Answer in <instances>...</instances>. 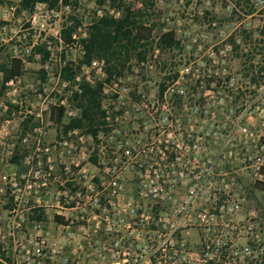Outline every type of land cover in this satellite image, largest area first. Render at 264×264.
Segmentation results:
<instances>
[{
  "label": "built area",
  "instance_id": "1",
  "mask_svg": "<svg viewBox=\"0 0 264 264\" xmlns=\"http://www.w3.org/2000/svg\"><path fill=\"white\" fill-rule=\"evenodd\" d=\"M21 1L6 7L3 21L16 14ZM72 11L63 0L54 8L37 3L24 28L36 39L31 36L16 56L23 65L30 56L43 59L35 50L44 46L48 56L42 69L51 88L27 100L29 106L22 99L11 101L19 115L33 120L9 144L10 156L21 147L30 149L22 158L24 171L0 172V201L9 203L11 263L53 264L59 257L60 264H79L83 253L92 264H264V31L247 32L244 39L236 32L242 21L236 19L223 25L211 44L204 45L205 34L197 35L192 56L160 82L153 97L131 96L120 78L101 80L102 92L115 95L111 107L103 108L109 133H99L96 145L97 166L105 174L91 175L73 160L77 173L65 162L60 174L54 155L78 151L85 160V137L74 128L46 142L51 115L58 109L68 119L77 117L79 109L68 95H81L85 83L95 86L94 74L107 77L104 60L80 66L66 60L74 47L85 55L86 30L83 36L73 33L70 42L64 39ZM108 14L116 18L119 12ZM108 14L98 7L95 17ZM165 22L174 23L170 17ZM67 66L75 71L69 79L63 78ZM15 81L19 76L5 84ZM0 106L2 116L8 104ZM125 120L133 132L122 135L117 126ZM10 123L0 124V134ZM114 133L122 137L114 139ZM0 144L6 145L2 139ZM136 167L142 170L139 195L154 200L152 207L134 208L133 199L126 198L122 173ZM53 186L61 190L54 194ZM33 211L42 212L52 230L44 220L30 228ZM0 263L11 264L1 256Z\"/></svg>",
  "mask_w": 264,
  "mask_h": 264
},
{
  "label": "rangeland",
  "instance_id": "2",
  "mask_svg": "<svg viewBox=\"0 0 264 264\" xmlns=\"http://www.w3.org/2000/svg\"><path fill=\"white\" fill-rule=\"evenodd\" d=\"M14 1L15 0H2V4H0V64L5 62L8 58H17L16 56H20L21 53L19 50L28 45V41L30 42L32 36L24 31V28L26 27L25 23L31 10H24L20 7L16 14L7 17L9 21H3L6 7L14 3ZM73 1L74 0H71V2ZM262 1L263 0H125V4L131 6L135 12H141V15L138 14V17L141 18L140 20H143L146 27L150 28L153 26L155 30L162 32H176V40L180 42V46L166 52H161V50L155 46L154 49L147 55L146 60L142 62L137 61L136 58H132V60H130L127 64V67H130V70L126 68L124 73L117 77L122 80V87L128 88L129 93L134 97H141L143 95L148 97L156 96L159 91L160 82H163L167 78H171L177 74L180 66L192 56L193 49L195 48L193 42L194 37L205 34L207 38L205 39L204 45L211 44L212 42L218 40L217 33L222 26H232L233 21L236 19L242 21L236 32L242 33L243 37L247 32L264 31V3H261ZM256 3H258L257 6L255 5ZM72 7L73 15H71L68 19V23H64L65 29L66 27L74 26L75 20L77 19L80 25L77 26L73 33H77L78 35L82 34V36L85 30L88 32V28L91 23L96 20V9H98V7L103 8L106 14H108V11L111 9H115L116 13L119 12V14L116 15V18L121 16V11H119L116 7H113L110 0H105L103 5L97 3V0H78V5L74 6L72 3ZM198 12H202L203 14L200 15ZM242 14L244 16H242ZM108 16L110 15L108 14ZM166 17H170L174 23L167 24L165 22ZM208 18L209 20L218 22L219 27L216 29L208 27ZM79 26H81V31H79ZM54 27L55 24L51 25L50 32H53ZM35 39L36 38L32 36V40ZM53 47L54 50H56L55 44H53ZM15 48H18V51H15ZM157 49L159 50V53H157L158 55L155 58L154 55ZM81 56L79 48L74 47L69 52L66 60L68 62L76 61L80 66L84 58ZM43 62L44 60L42 58L37 59L35 56L28 57L26 64L23 66L22 75L19 76L20 82L15 81L13 86L0 84V104L2 102L8 104L7 112L0 116V124L3 123L4 120L11 121L9 127L7 128V133L5 135L0 134V139H2L6 144H0V172L11 175L14 172L21 173L25 169L22 163V158L26 152H31L30 149L27 147H21L20 149L15 150L14 155L18 153L21 159L20 164H13L11 162V158L14 155L10 156L9 144L16 140V137L20 134V130L22 133L29 130L28 127L32 126L33 122H28V126L24 129V124L27 123V120L23 118V114L19 115V108H17V105L13 104L11 101L13 99H22L23 101H26L24 102V105L29 106L30 103L27 100L33 101L36 94H39L40 92L42 93L46 87L47 89L51 88L49 84H46L48 78L42 69ZM79 66L77 67V73H80ZM2 76L3 75L0 72V80L2 79ZM94 77L99 82H101V80H105L106 78L102 76L101 73L94 74ZM34 89L37 90V92H33ZM13 90H16V92ZM120 91L122 95H126L128 93L124 90ZM8 92H11V94L8 95ZM102 96V109L105 107L109 109L111 107L110 102L115 96L113 91H109L106 94L102 92ZM57 97H59V95H57ZM68 99L74 107L78 108L74 101V96L71 97L68 95ZM0 112H2L1 106ZM59 112L60 111L56 109L51 115L52 124L48 125L46 128V142L59 138L62 134H64V125L71 120L66 118L64 115L59 120ZM104 122L105 124L102 125V131L98 132L96 136L87 133L85 130L79 129L85 137L84 147L87 152L85 160L82 159V155L79 154L78 151L75 153L72 152L70 155H64L63 157H57V155H54L55 158H57L55 163L57 165L56 171L58 173H62V166L65 162H69L73 167V160L75 163L81 162L91 175L105 174L104 171L98 169V157L96 155V145L99 133L105 132L107 135L110 130L105 119ZM133 126L134 125L132 123L125 120L124 123L119 124L117 128L119 132H122L121 134L124 135L125 132L131 134V132H133ZM113 135L114 139L116 137L118 139L120 136L122 137L119 133H114ZM93 148H95L94 151L92 150ZM110 155V153L106 154L104 156L105 160H108ZM93 158L96 159V163L93 162ZM72 169L75 171V167ZM140 174H142L140 167H136L122 173V181L126 192V198L131 200L133 199L132 203L134 208L152 207L156 204L154 200L143 199L139 195ZM59 190H61L60 187L53 186L51 191L55 194ZM4 206L5 205L0 201V216L4 213ZM261 218V222L264 227V215H262ZM30 222L31 218L27 221L29 227L31 224ZM54 233L56 234V232ZM92 233L93 231H91V235ZM92 237H98V234L94 233ZM13 253L14 248L10 246L9 249L5 251L0 248V256L4 255L3 257L8 259L7 261L9 263L12 262ZM81 257L82 258L80 259L79 264H92L85 259L83 253L81 254ZM59 260L60 259L58 257L53 264H60Z\"/></svg>",
  "mask_w": 264,
  "mask_h": 264
},
{
  "label": "trees",
  "instance_id": "3",
  "mask_svg": "<svg viewBox=\"0 0 264 264\" xmlns=\"http://www.w3.org/2000/svg\"><path fill=\"white\" fill-rule=\"evenodd\" d=\"M60 0H22L21 7L24 10H32L39 3H47L49 7L54 8ZM64 3H73L78 5V0H63ZM97 3L103 5L105 0H97ZM113 7L121 11L119 18L105 15L94 20L88 28L87 37L82 40L85 49V55L81 62L90 63L93 59L104 60L106 81L110 82L114 77L121 76L132 58L142 62L146 60L147 55L156 46L161 52L171 51L180 46V42L176 40V34L173 31L162 32L157 31L152 26L150 28L144 25L143 20L138 17L141 12H135L131 6L125 4V0H110ZM2 4V0H0ZM139 18V19H138ZM80 25L76 19L74 26L66 27L63 30L64 39L71 41V37L77 26ZM35 52L43 54V60L48 56L44 46L37 47ZM23 62L19 58H8L0 64V72L2 79L0 84H5L10 79L22 75ZM75 71L69 66L63 70V78L69 79L74 75ZM170 79V78H167ZM102 88L103 83L98 82L95 86L83 84V92L81 95H74V101L79 109L78 116L68 121L64 125V131L78 128L85 130L87 133L97 135L102 131V125L105 124V111L102 109ZM165 87L160 86V93H163ZM59 120L63 117V111L59 112ZM24 124V129L28 126L30 119ZM32 126L28 127L29 129ZM21 157L16 153L12 158L13 164H20ZM96 163V159H92ZM251 196V195H250ZM9 204V203H8ZM9 206V205H8ZM40 219L43 215L39 212ZM264 215V213L261 214ZM59 219V217H58ZM8 260V259H7ZM1 264V263H0Z\"/></svg>",
  "mask_w": 264,
  "mask_h": 264
},
{
  "label": "crops",
  "instance_id": "4",
  "mask_svg": "<svg viewBox=\"0 0 264 264\" xmlns=\"http://www.w3.org/2000/svg\"><path fill=\"white\" fill-rule=\"evenodd\" d=\"M5 206H4V213L0 216V248H2L4 251L9 249V246L14 248L13 246V242L12 239L10 237V223L8 220V204L6 202H2ZM7 205V206H6ZM39 216V212L35 213V211H33V213L29 214L28 218H31V224H30V228H33L34 223H36L37 221H41L44 220L46 227L50 228V230H52L53 226L51 222H48L47 218H45L43 215L41 216L40 219H37L35 217V215ZM44 217V218H43ZM4 255H1V257L5 260H7L5 257H3Z\"/></svg>",
  "mask_w": 264,
  "mask_h": 264
}]
</instances>
